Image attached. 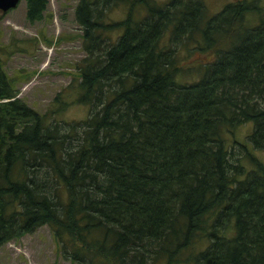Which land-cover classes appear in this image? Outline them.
Listing matches in <instances>:
<instances>
[{"label": "trees", "instance_id": "trees-1", "mask_svg": "<svg viewBox=\"0 0 264 264\" xmlns=\"http://www.w3.org/2000/svg\"><path fill=\"white\" fill-rule=\"evenodd\" d=\"M26 2L29 21L44 18L49 0ZM253 9L78 0L85 54L70 104L87 114L76 119L19 95L0 30V245L47 224L74 264H264V17L250 22ZM187 45L206 58L183 65ZM250 121L251 149L237 137Z\"/></svg>", "mask_w": 264, "mask_h": 264}, {"label": "rangeland", "instance_id": "rangeland-1", "mask_svg": "<svg viewBox=\"0 0 264 264\" xmlns=\"http://www.w3.org/2000/svg\"><path fill=\"white\" fill-rule=\"evenodd\" d=\"M77 1L49 0L44 18L34 22L26 16V0H20L16 7L7 11L0 10L2 40L8 44L3 54L5 67L10 75H23L20 81H15V85L21 89L19 95L40 112L50 111L51 107L60 108L57 115L66 119L81 118L87 114L86 105L78 102L70 104V100L76 98L75 91H78L77 87H73L76 85L73 83L79 79L76 63L85 54L81 37L83 29L75 17ZM230 1L239 0H204L207 15L219 12ZM248 1L255 6L252 14L247 16L249 21H260L264 17V0ZM123 15L119 8L112 13L115 19ZM193 47L187 45L180 48L183 65L206 58L207 51L199 52ZM183 78L192 77L185 75ZM61 91L68 105L58 104L56 96ZM253 125L250 121L237 129V137L248 144L249 149L252 147L247 135ZM236 149L239 151V148ZM252 150L262 155L259 149ZM0 264L74 263L63 257L53 231L44 224L33 232L0 245Z\"/></svg>", "mask_w": 264, "mask_h": 264}, {"label": "water", "instance_id": "water-1", "mask_svg": "<svg viewBox=\"0 0 264 264\" xmlns=\"http://www.w3.org/2000/svg\"><path fill=\"white\" fill-rule=\"evenodd\" d=\"M20 0H0V10L7 11L19 4Z\"/></svg>", "mask_w": 264, "mask_h": 264}]
</instances>
